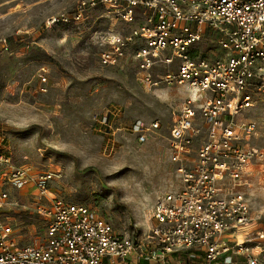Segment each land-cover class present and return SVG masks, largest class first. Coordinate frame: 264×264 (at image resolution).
I'll list each match as a JSON object with an SVG mask.
<instances>
[{"label":"built area","instance_id":"1","mask_svg":"<svg viewBox=\"0 0 264 264\" xmlns=\"http://www.w3.org/2000/svg\"><path fill=\"white\" fill-rule=\"evenodd\" d=\"M99 7L124 26L102 34L103 66L130 58L146 89L195 92L175 108L170 126L181 185L158 197L147 232L118 231L84 203H43L53 172L14 167L9 181L36 185L45 237L21 243L0 220V264H264V222L252 207L261 188L255 176H264V146L253 141L257 122L237 118L264 95V0H80L49 24L81 21ZM45 70L37 74L42 83ZM159 127V121L136 123L138 141ZM10 163L0 154V164ZM3 205L20 203L1 191Z\"/></svg>","mask_w":264,"mask_h":264},{"label":"rangeland","instance_id":"2","mask_svg":"<svg viewBox=\"0 0 264 264\" xmlns=\"http://www.w3.org/2000/svg\"><path fill=\"white\" fill-rule=\"evenodd\" d=\"M79 1L0 0V154L11 160L0 164V192L20 203L0 207V220L24 244L41 242L46 226L36 211V185L8 180L14 167L53 172L43 203H84L118 231L147 232L158 197L181 185L170 157V126L175 108L195 92L165 85L146 89L130 58L103 66L102 34L124 29L103 7L87 11L81 21L49 24L71 14ZM42 67L43 83L37 76ZM237 118L257 122L253 141L264 146V95ZM140 121L160 122L143 143L134 130ZM260 177L252 207L264 222V176L255 179Z\"/></svg>","mask_w":264,"mask_h":264}]
</instances>
